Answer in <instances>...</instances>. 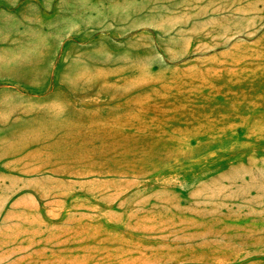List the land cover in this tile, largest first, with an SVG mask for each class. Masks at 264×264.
Returning a JSON list of instances; mask_svg holds the SVG:
<instances>
[{
	"label": "rangeland",
	"instance_id": "374dc122",
	"mask_svg": "<svg viewBox=\"0 0 264 264\" xmlns=\"http://www.w3.org/2000/svg\"><path fill=\"white\" fill-rule=\"evenodd\" d=\"M83 3L0 0V208L22 183L14 136L71 125L34 162L58 176L29 182L83 186L99 252H0V264H264V17L231 51L165 63L93 20L106 0ZM92 89L110 104L67 103Z\"/></svg>",
	"mask_w": 264,
	"mask_h": 264
},
{
	"label": "crops",
	"instance_id": "0c3cea01",
	"mask_svg": "<svg viewBox=\"0 0 264 264\" xmlns=\"http://www.w3.org/2000/svg\"><path fill=\"white\" fill-rule=\"evenodd\" d=\"M83 2L76 0L77 10L82 9ZM106 2L93 5V20L99 24L104 18L103 23L133 37L131 41H136L140 54L153 50V56L165 63L184 62L219 48L231 51L258 33L264 17V0ZM72 100L67 103L81 107L110 104L98 89H92L87 98ZM24 104L31 107V102ZM50 105L51 98L44 96L40 106L47 109ZM42 125H26L24 132L14 134L25 163L15 174L22 183L5 208H0V252H99L94 241L99 235L100 217L86 205L93 197L83 195V186L60 188L33 183L35 176L39 180L58 176L51 166L34 162L52 160L57 143L72 129L71 125ZM31 177L34 179H26Z\"/></svg>",
	"mask_w": 264,
	"mask_h": 264
}]
</instances>
